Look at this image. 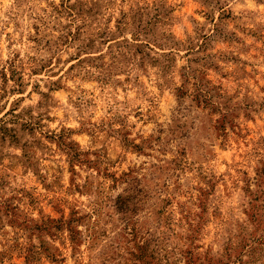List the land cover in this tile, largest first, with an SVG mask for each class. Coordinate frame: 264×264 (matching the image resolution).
<instances>
[{
  "label": "rangeland",
  "instance_id": "374dc122",
  "mask_svg": "<svg viewBox=\"0 0 264 264\" xmlns=\"http://www.w3.org/2000/svg\"><path fill=\"white\" fill-rule=\"evenodd\" d=\"M0 264H264V0H0Z\"/></svg>",
  "mask_w": 264,
  "mask_h": 264
},
{
  "label": "trees",
  "instance_id": "16d2710c",
  "mask_svg": "<svg viewBox=\"0 0 264 264\" xmlns=\"http://www.w3.org/2000/svg\"><path fill=\"white\" fill-rule=\"evenodd\" d=\"M183 96H184V91H182L181 89L180 90H178V97L179 98H183ZM195 99H199L200 97H202L203 96V91L201 90V88L199 87V86H196V88H195Z\"/></svg>",
  "mask_w": 264,
  "mask_h": 264
}]
</instances>
